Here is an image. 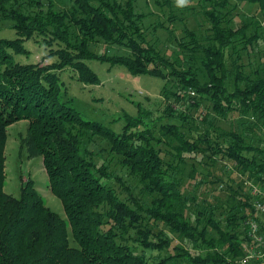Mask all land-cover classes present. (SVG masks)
<instances>
[{
	"label": "trees",
	"instance_id": "obj_1",
	"mask_svg": "<svg viewBox=\"0 0 264 264\" xmlns=\"http://www.w3.org/2000/svg\"><path fill=\"white\" fill-rule=\"evenodd\" d=\"M132 1L121 4L116 0H74L70 9L81 13L80 16L70 18L63 14L77 26L83 41L96 39L126 44L133 57L123 61L122 65L131 74L147 73L165 80L161 88L165 104L157 126L151 112L137 104V114L124 113L122 129L115 133L97 121L82 119L61 98L58 77L52 68L61 62L54 59L40 63L46 56L56 55L62 59L61 54L47 53L39 62L19 63L13 59L12 54L28 52L20 41L23 44L33 32L40 33L41 20L53 30L52 25L60 24V14L49 13L30 19L12 7L5 8V0H0V13L10 15L15 21L12 25L24 35L22 40L0 37V264H161L146 254L145 250L151 251V247L135 250L125 246L123 236L126 234L128 240V229L133 221H138V216L134 208L118 199L110 188L107 167L97 168L79 151L75 127L106 134L111 141L122 143L123 155H133L137 161L159 168L160 177L161 174L164 176L161 188L173 191V194L178 193V184L175 185L173 176L169 180L174 167L164 159L166 152L138 145L141 138H155L157 130L176 141L175 155L180 156L183 152H208L209 158L219 155L246 171L247 176L264 189V59L248 75L242 73L238 63L242 52L253 48L259 34L254 30L247 34L246 29L252 22L233 24L230 16L220 14L222 10L230 13L235 1L257 2L263 11L264 0H199L200 4L205 2L206 5L202 13L210 23L209 32L203 39H197L181 23V35L175 37L170 25L159 24L166 33L170 31L171 40H175L169 55L153 45L139 49L138 37L145 45L150 43L147 44L143 34H136L138 21L144 13H136ZM163 1L161 4L171 3L170 0ZM129 32L135 33L137 39ZM152 37L156 41L154 33ZM185 61L188 63L181 66ZM74 64L79 66L76 68L78 80L84 83L97 81L94 73L79 59ZM146 64L149 67L145 69ZM198 72L204 73L206 80L200 82ZM171 97L173 102L184 105L182 111L175 109V117L181 128L186 126L189 137L177 131L179 125L160 122L161 116L171 115L168 101ZM203 101L207 104L200 108ZM192 111L197 112L195 116L190 113ZM236 116L243 119L235 122ZM18 120L27 122L26 135L20 144L28 156H40L47 187L59 199L64 218L44 205L30 180L25 181L17 198L2 190L5 128ZM219 120L228 121L227 127H220ZM136 126L137 130L131 131ZM167 169L169 173H166ZM197 178H194L196 183L204 182L203 176ZM225 188L227 196L235 200L231 210L239 211L237 225L243 224L247 218L244 210L250 205L249 196L237 186ZM174 196L180 203L194 202L192 196H184L182 192ZM167 220L168 216L165 217ZM227 220L231 225L232 218L227 217ZM173 222V228L179 232L180 225ZM221 232V236L230 242L234 255H242L240 243L244 236L239 239V233ZM259 232L264 234L263 220L259 221ZM69 236L73 245L68 241ZM245 264L257 262L250 260Z\"/></svg>",
	"mask_w": 264,
	"mask_h": 264
},
{
	"label": "rangeland",
	"instance_id": "obj_2",
	"mask_svg": "<svg viewBox=\"0 0 264 264\" xmlns=\"http://www.w3.org/2000/svg\"><path fill=\"white\" fill-rule=\"evenodd\" d=\"M125 1L116 0L121 4ZM170 1V5L161 4L163 0L132 1L136 13H144L138 21L139 28L136 34L137 32L139 36L143 34L147 44L150 43L145 45L140 41V37L129 32L135 40L138 37L136 41L139 49L153 45L160 52L164 51V54L169 55L175 40L172 41L170 31L166 33L159 24L168 27L170 25L173 30L170 29L171 34L175 37L181 35V23H184L183 25L191 30L197 39H203L209 32L210 23L202 13L206 7L205 2L201 1L200 4L199 0H187L186 4L179 5L177 0ZM235 2V7L231 8L230 13L227 14L222 10L220 14L230 16L233 24L240 21L252 22L246 29L247 34H252L253 30L259 34L258 40L252 44L253 48L245 50L246 53L242 52L238 62L242 73L248 75L264 59V10L262 11L257 2ZM73 3L74 0H5V8L12 7L16 12L30 19L49 13L60 14L58 18L60 24L52 25L53 30L50 26H45L41 20L40 33L33 32L27 41H23V44L20 41L28 52L12 54L13 59L19 63L39 62L47 53H59L62 59L53 53L55 56H46V60L40 63H49L54 59L61 62V65L52 67L58 77L61 98L65 99L82 119L97 121L100 125L119 133L122 129L124 113L135 116L138 104L151 112L155 118L156 127L158 116L162 113L161 108L165 104L161 92L165 80L152 77L147 73L131 74L122 65L123 61L133 57L126 44H112L96 39L83 41L77 26L63 16V14H68L70 18L80 16L81 13L78 11H71L70 6ZM169 17L170 19L166 20ZM12 22L15 21L10 15L0 13V37L5 40H12L15 37L22 40L24 35L16 30ZM154 26L157 27L153 28ZM152 33L156 36V41L153 40ZM70 58L73 60L69 61ZM78 59L94 73L97 81L84 83L78 80L76 68L79 66L74 64ZM175 63L179 62L175 61ZM182 63L181 66L184 67L188 62ZM194 66L196 67L197 64ZM146 67H149V64H146L144 68ZM197 76L200 82L206 80L204 73L201 75L198 72ZM168 101L172 110L171 115L161 116L160 122H172L179 125L177 131L189 137L186 126L181 128L175 117V109L182 111L184 105L180 106L179 103L173 102L172 97ZM206 104L207 101H203L200 108ZM190 113L195 116L197 112ZM240 119L243 118L236 116L234 121L237 122ZM217 124L224 128L227 127L228 121L219 120ZM26 125L25 120H18L5 128L6 135L2 149L4 175L2 190L17 198L25 181L30 180L44 205L64 218L59 199L47 187L40 156L36 154L28 156L20 144L21 138L26 135ZM137 128L138 126L133 127L131 131ZM73 131L79 141V151L84 154V157L87 156L94 162L97 168L107 167L109 172L107 181L110 188L118 199L134 208L138 216V221H133V225L128 229V240L126 234L123 236L122 241L125 246L135 250L143 246L151 247V251L145 248L146 254L151 256L152 261L161 264L239 263V257L234 255L230 242L225 240V236L224 238L221 236V231L239 233L238 237L242 239L246 232V225L244 229V224L239 222L237 225L236 217L239 211L231 210L235 200L227 196L228 190L225 187L237 186L246 193L250 199L249 208L244 210L247 218L258 215L257 219L264 221V217L252 210L251 206L255 198L251 194V188L253 186L261 190L263 188L250 179L246 171L233 166L230 161L219 155L214 154L209 158L208 152H183L180 156L175 155L177 151L173 148H176L174 146L176 141L157 130L155 138H141L139 141L141 144L138 145H148L166 152L164 159L174 167L169 180L173 176L175 185L178 184V190L176 188L174 190L178 193L176 191L177 194H173V191L169 192L161 188L163 183L161 178L164 179V176L161 174L160 177V169L137 161L133 155L130 156L127 153H124L126 156L123 155L122 143L111 141L110 137L101 132L85 131L80 127H75ZM196 132L199 133L200 130L196 129ZM169 171L167 169L166 173ZM198 176H203V183H196L194 178ZM179 192L187 197L192 196L194 202L180 203L174 196L179 195ZM166 216H168L167 221H165ZM227 217L232 218L231 225L228 224ZM172 219L180 225L179 232L173 228ZM68 241L71 245L74 244L70 236Z\"/></svg>",
	"mask_w": 264,
	"mask_h": 264
},
{
	"label": "built area",
	"instance_id": "obj_3",
	"mask_svg": "<svg viewBox=\"0 0 264 264\" xmlns=\"http://www.w3.org/2000/svg\"><path fill=\"white\" fill-rule=\"evenodd\" d=\"M251 194L255 197L251 202L253 210L264 217V189L261 190L253 186ZM257 217L258 215L246 218L243 223V229L246 225V232L240 243L242 255L239 256V264H245L250 260L256 261L257 264H264V234L259 232V220Z\"/></svg>",
	"mask_w": 264,
	"mask_h": 264
},
{
	"label": "clouds",
	"instance_id": "obj_4",
	"mask_svg": "<svg viewBox=\"0 0 264 264\" xmlns=\"http://www.w3.org/2000/svg\"><path fill=\"white\" fill-rule=\"evenodd\" d=\"M177 3H178L179 5H184V4L187 3V0H177Z\"/></svg>",
	"mask_w": 264,
	"mask_h": 264
}]
</instances>
